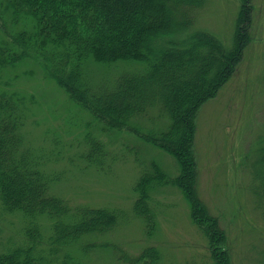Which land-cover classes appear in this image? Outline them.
I'll use <instances>...</instances> for the list:
<instances>
[{"label":"trees","instance_id":"trees-1","mask_svg":"<svg viewBox=\"0 0 264 264\" xmlns=\"http://www.w3.org/2000/svg\"><path fill=\"white\" fill-rule=\"evenodd\" d=\"M242 1L235 39L227 47L195 25L204 0H0V78L22 61L39 63L90 113L89 124L97 121L103 131H131L171 153L180 165L176 179L190 185L195 116L232 77L251 38L253 0ZM26 98L0 88V196L6 210L19 211L25 220L24 241L1 251L0 264H84L76 252L89 256L102 249L90 238L111 230L116 212L74 209L51 192L54 178L22 143ZM161 116L170 120L166 127L145 131L146 123ZM99 146L94 141L87 158L98 155ZM254 153L260 160L253 190L264 203V136ZM158 177L150 174L146 187ZM195 209L212 244L213 264H233L217 219L201 204ZM124 259L156 264L160 255L151 249Z\"/></svg>","mask_w":264,"mask_h":264},{"label":"rangeland","instance_id":"rangeland-1","mask_svg":"<svg viewBox=\"0 0 264 264\" xmlns=\"http://www.w3.org/2000/svg\"><path fill=\"white\" fill-rule=\"evenodd\" d=\"M242 3L204 0L195 25L230 47ZM253 12L251 38L236 71L195 116L192 191L186 180L176 179L180 165L171 153L131 131L89 124L90 113L39 63L27 60L4 70L0 88L27 95L22 143L54 178L51 192L74 209L116 212V225L90 238L102 249L89 256L76 252L81 262L128 264L125 257L136 259L152 249L160 255L156 264H213L212 244L197 222L195 207L201 204L227 236L233 264H264V203L253 190L260 160L254 152L264 136V0H253ZM169 123L161 116L146 123L145 131ZM94 141L100 151L87 158ZM154 173L159 177L146 187L144 180ZM43 223L49 234V222ZM24 231L22 214L6 210L0 196V252L23 242Z\"/></svg>","mask_w":264,"mask_h":264}]
</instances>
